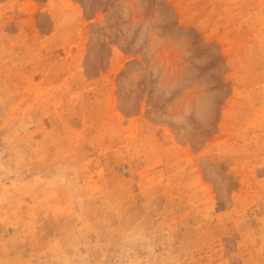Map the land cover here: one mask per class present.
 <instances>
[{"label": "rangeland", "instance_id": "rangeland-1", "mask_svg": "<svg viewBox=\"0 0 264 264\" xmlns=\"http://www.w3.org/2000/svg\"><path fill=\"white\" fill-rule=\"evenodd\" d=\"M0 264H264V0H0Z\"/></svg>", "mask_w": 264, "mask_h": 264}]
</instances>
